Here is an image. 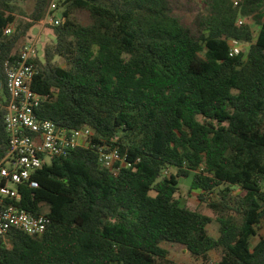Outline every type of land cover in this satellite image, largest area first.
I'll return each mask as SVG.
<instances>
[{
  "label": "trees",
  "instance_id": "obj_1",
  "mask_svg": "<svg viewBox=\"0 0 264 264\" xmlns=\"http://www.w3.org/2000/svg\"><path fill=\"white\" fill-rule=\"evenodd\" d=\"M28 1L0 0V93L6 63L19 60L51 2L36 0L17 24ZM61 4L55 42L35 60L32 87L45 98L36 113L61 128L93 129V144L52 157L33 175L37 189L18 187L19 206L50 222L41 236L11 230L0 264H175L166 243L202 264H264V237L252 244L264 220V0H208L198 37L170 0ZM76 10L91 24L73 20ZM231 40L249 48L231 57ZM106 146L134 167L115 175L102 166ZM8 150L0 114V162ZM181 179L213 216L181 199Z\"/></svg>",
  "mask_w": 264,
  "mask_h": 264
},
{
  "label": "built area",
  "instance_id": "obj_2",
  "mask_svg": "<svg viewBox=\"0 0 264 264\" xmlns=\"http://www.w3.org/2000/svg\"><path fill=\"white\" fill-rule=\"evenodd\" d=\"M57 10L58 4L51 1L41 24L61 25L64 18L56 15ZM238 23L243 25L244 21L239 19ZM12 32L13 27L7 28V35ZM229 48L230 56L236 57L243 51L244 44L231 40ZM38 57L35 44L23 43L19 60L6 63V93H0V114H3L9 136V150L0 162V247L7 242L11 230L41 236L50 222L46 215H35L19 206L18 187L27 185L37 189L39 184L33 175L52 157H66L76 149H89L93 144V129L61 128L37 115L36 110L45 99L32 87L39 74L35 64ZM99 162L115 175L134 167L128 155L107 146L100 148Z\"/></svg>",
  "mask_w": 264,
  "mask_h": 264
},
{
  "label": "rangeland",
  "instance_id": "obj_3",
  "mask_svg": "<svg viewBox=\"0 0 264 264\" xmlns=\"http://www.w3.org/2000/svg\"><path fill=\"white\" fill-rule=\"evenodd\" d=\"M53 1V0H51ZM58 4V10L56 15L58 17L63 16L66 8L61 4V0H54ZM208 0H170L173 15L180 20L181 24L191 33L192 36L198 37L201 34L200 26V14L205 12L207 7L206 3ZM237 1V0H234ZM36 0H29L28 2L22 3L21 7L24 11V14L18 16L17 24L23 23L29 20L30 15L32 14L35 7ZM64 6V7H63ZM72 19L77 23H80L84 26L91 24L90 13L87 10H76L72 14ZM246 24L250 25L252 28L258 30V26L254 23L251 18H241ZM52 25L46 24L43 26L40 23L36 24L28 33L27 37L22 40L23 43L35 44L36 50L38 51L39 56L43 59L45 54V47L47 45L53 44L55 42V36L53 30L51 29ZM22 43V44H23ZM21 46V44H20ZM19 46V49H20ZM249 45L244 44V49H248ZM62 64L61 60H58ZM175 173V170L171 171ZM180 184V197L182 200L186 201L188 207L192 210H197L205 215L213 216V212L209 209L207 203H202L198 196L199 192L193 191L189 186V179H181ZM264 189V182L262 184ZM238 193V192H236ZM218 232L217 223H213L209 227V233L211 235H216ZM264 237V220L259 229L258 235L253 238L252 244L255 246L261 239ZM164 247L169 250V258L175 264H202L203 259H198L193 257L184 246L181 245H172L164 244ZM212 261H218L220 259V253L212 252L210 254Z\"/></svg>",
  "mask_w": 264,
  "mask_h": 264
},
{
  "label": "crops",
  "instance_id": "obj_4",
  "mask_svg": "<svg viewBox=\"0 0 264 264\" xmlns=\"http://www.w3.org/2000/svg\"><path fill=\"white\" fill-rule=\"evenodd\" d=\"M217 235V234H216ZM216 235H214V236H216Z\"/></svg>",
  "mask_w": 264,
  "mask_h": 264
},
{
  "label": "water",
  "instance_id": "obj_5",
  "mask_svg": "<svg viewBox=\"0 0 264 264\" xmlns=\"http://www.w3.org/2000/svg\"><path fill=\"white\" fill-rule=\"evenodd\" d=\"M0 87H1V85H0Z\"/></svg>",
  "mask_w": 264,
  "mask_h": 264
}]
</instances>
